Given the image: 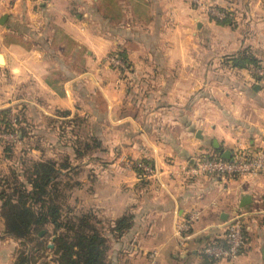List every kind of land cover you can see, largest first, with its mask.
Masks as SVG:
<instances>
[{"label":"crops","instance_id":"0c3cea01","mask_svg":"<svg viewBox=\"0 0 264 264\" xmlns=\"http://www.w3.org/2000/svg\"><path fill=\"white\" fill-rule=\"evenodd\" d=\"M200 1L0 0V109L21 111L35 133L46 118L97 123V159L73 166L75 182H97L93 199L113 222L131 215L111 239V264H264V177L187 173L198 156L264 144V0ZM117 51L122 70L107 62ZM242 53L259 62L233 65ZM138 161L152 175H139ZM238 214L240 254L205 258ZM17 248L0 232V264Z\"/></svg>","mask_w":264,"mask_h":264},{"label":"trees","instance_id":"16d2710c","mask_svg":"<svg viewBox=\"0 0 264 264\" xmlns=\"http://www.w3.org/2000/svg\"><path fill=\"white\" fill-rule=\"evenodd\" d=\"M228 16L221 22L226 21ZM123 61L125 56L120 52H114ZM124 61V62H125ZM233 65L243 67L256 65L259 61L250 54L242 53L233 58ZM17 128L21 131L20 140L27 135V123L22 118L21 111L16 113ZM19 117V118H18ZM82 121L75 117L74 122ZM8 109H0V129L6 131L11 128ZM12 145V144H8ZM97 147L99 141L96 143ZM209 157L215 154L208 155ZM30 161V171L26 164ZM26 173L22 180L15 174L13 179L0 177V221L3 226L2 233L17 239L19 242L27 240L43 241L48 234L49 225L53 227L54 248L56 264H111L107 259L108 236L114 238L125 234L132 222L131 215L126 213L117 218L108 227V236H105L100 219L92 211L79 215H69L62 212V204L59 202L60 190L58 187L59 176L70 168L69 160L60 164L57 159L45 157L44 159L24 160ZM28 168V170H29ZM64 169V170H63ZM141 175V169H136ZM98 225V226H97ZM44 231L42 234L40 232ZM223 238L211 242H221ZM208 244V243H207ZM16 258L13 264H28L24 251L16 249ZM207 258L206 256H204Z\"/></svg>","mask_w":264,"mask_h":264},{"label":"rangeland","instance_id":"374dc122","mask_svg":"<svg viewBox=\"0 0 264 264\" xmlns=\"http://www.w3.org/2000/svg\"><path fill=\"white\" fill-rule=\"evenodd\" d=\"M69 120L65 117L55 120L46 118L43 122H45L47 128L43 133H35L36 123L28 121L27 135L20 142L19 137L21 136L22 129L17 128L19 125L16 121L15 126L7 129L13 133H4V135L0 136V177L1 179L8 178L10 180L17 173L20 179L25 180L24 173L30 171V161L26 164L27 171L23 172L25 168L24 160L51 157L57 159L61 164L68 159L70 168L65 171L66 173L59 176L60 181H58L60 190L59 202L62 204V212L69 215H79L88 211L94 212L97 219L101 221V223H98L99 226H102L105 236H108V227L113 224V210L108 206L101 207V203L98 204L97 200L93 199L92 193L97 186V182L89 181L85 185L81 184L82 182H75L77 178L80 180L82 173L80 165L77 167L73 166V162L75 161H77V164H80L83 159H97V123L92 120L86 122L78 120L74 122V119L71 120L72 122H69ZM2 132H5V130L2 131L0 129V133ZM13 171L16 173L14 174ZM2 228L1 224V233ZM4 236L7 235L4 234ZM108 237L110 247L113 237ZM53 238L55 239L53 227L49 225L48 234L41 242L38 240H25L21 243L17 239L15 241L20 251L23 250L26 253L29 259L28 264H56L55 255L51 252V249L54 248ZM49 243H52L53 247H49ZM112 251L110 248L108 253L111 252L112 254ZM16 254L15 251L13 258H16Z\"/></svg>","mask_w":264,"mask_h":264},{"label":"built area","instance_id":"2783aa9c","mask_svg":"<svg viewBox=\"0 0 264 264\" xmlns=\"http://www.w3.org/2000/svg\"><path fill=\"white\" fill-rule=\"evenodd\" d=\"M42 2H49L50 0H39ZM193 4L201 7L203 3L200 0H190ZM206 10L214 17L223 19L225 17L224 11L215 6H206ZM107 62L118 70L124 69L125 63L123 59L117 55L112 54L107 57ZM11 125L15 126L16 117L13 114L9 116ZM13 133L6 130L0 133ZM16 134V133H15ZM138 168H140L145 175H152L153 168L151 165L138 161ZM189 176L197 175H211L216 174L220 177L227 176H254L260 175L264 177V144L256 148L252 152L245 150H238L231 159H224L222 157L198 156L194 159V163L187 167ZM196 219L195 215H191L187 220L179 225V233ZM221 242H211L202 247V253L205 256L215 260H234L240 254L245 244V233L243 230L242 220L240 214L232 217L226 226V232Z\"/></svg>","mask_w":264,"mask_h":264},{"label":"water","instance_id":"95a60500","mask_svg":"<svg viewBox=\"0 0 264 264\" xmlns=\"http://www.w3.org/2000/svg\"><path fill=\"white\" fill-rule=\"evenodd\" d=\"M5 19H6V17L3 16L1 18V20H0V23L2 24L5 21ZM0 64H4L3 57H2V54L1 53H0ZM222 158H226V159L229 158V152L228 151L223 152ZM247 202H248V197L243 198L242 201H241L242 205L246 204ZM42 233H43V231L40 232V234H42ZM48 246L49 247H53V244L52 243H49Z\"/></svg>","mask_w":264,"mask_h":264}]
</instances>
